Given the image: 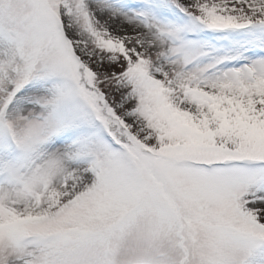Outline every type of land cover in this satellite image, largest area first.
<instances>
[{
	"label": "snow or ice",
	"instance_id": "obj_1",
	"mask_svg": "<svg viewBox=\"0 0 264 264\" xmlns=\"http://www.w3.org/2000/svg\"><path fill=\"white\" fill-rule=\"evenodd\" d=\"M0 264H264V0H0Z\"/></svg>",
	"mask_w": 264,
	"mask_h": 264
}]
</instances>
